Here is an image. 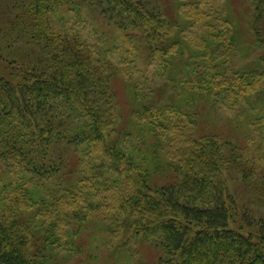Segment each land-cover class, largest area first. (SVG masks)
<instances>
[{"label": "trees", "instance_id": "1", "mask_svg": "<svg viewBox=\"0 0 264 264\" xmlns=\"http://www.w3.org/2000/svg\"><path fill=\"white\" fill-rule=\"evenodd\" d=\"M78 1H0V14L2 6L9 17L8 30L15 31L7 36L10 41L30 37L38 42L42 56L28 60L29 66L19 70L11 67L20 61L15 49L0 45V60L11 58L9 66L0 68V149H4L0 165L14 171L10 186L16 190L9 206L1 210L0 264H53L58 250H68V237L76 238L103 211L109 238L124 234L125 240L133 237L158 245L165 253L158 264H264L263 224L240 212L236 198L223 189L229 143L195 131L204 97L237 110L240 100L257 93L264 111V58L258 66L261 73L254 69L250 74L231 73L226 60L218 65L206 60L208 47L215 54L236 45L235 41L243 43L237 39L230 4L214 31L212 22L206 21L208 35L199 56L203 69L193 66L190 72L182 71L178 81L184 94L178 102L166 90L147 93L125 79L132 95L125 109L111 82L114 72L100 71L107 65L104 55L97 57L79 37L73 34L70 39L69 33L53 27L52 16L70 3L76 9ZM91 2L110 26L132 31L125 36L131 42L139 40L134 51L146 60L160 54L163 68L170 66L172 72V66L182 62L174 54L187 50L196 64L192 47L182 37L187 25H182L180 4L178 12L172 13L159 0ZM246 2L247 34L254 40L252 45L264 49V0ZM232 12L238 13L233 8ZM133 125L135 136L129 132ZM185 127L191 129L185 144L180 143L165 166L159 164L158 146L167 143L174 148L172 135ZM129 137H135L133 148ZM146 137L152 143L144 150ZM231 152L238 160L237 152ZM96 158L110 167L104 178L93 174L99 169L91 167ZM164 171L174 177L165 176L164 184L152 181L156 172ZM114 174L118 178L113 180ZM43 176L60 181L52 191L53 201L45 206L30 192L32 180ZM73 225L77 231H71Z\"/></svg>", "mask_w": 264, "mask_h": 264}, {"label": "rangeland", "instance_id": "2", "mask_svg": "<svg viewBox=\"0 0 264 264\" xmlns=\"http://www.w3.org/2000/svg\"><path fill=\"white\" fill-rule=\"evenodd\" d=\"M0 1L5 2L6 0ZM160 1L166 3L172 13L178 12L180 4L179 9L183 18H181V22L182 25L184 23L187 25L182 37L192 47L196 64H194L191 54L187 50H183V54L179 50L177 51L178 54H174L182 62H176L177 67L172 66V72L169 65V67L163 68L164 59L161 58L160 54L146 60L142 54L140 55L139 51H134L135 45L138 47L141 44L139 40L131 42L125 36L132 34V31H126V33L121 29L117 30L114 25L113 27L110 26V23L103 16H100L99 10L94 7L91 0H79L77 3L79 5L74 7L76 9H73L69 2L70 5L59 9L60 11L52 16L51 21L54 29L58 32L69 33L70 39L71 35L74 34L87 47H92L91 50L95 52L97 57L101 54L104 55L107 65L104 63L106 66L100 71L104 75L107 73L110 75L112 71L114 72L111 82L113 81L112 83L117 87L118 100L123 103L125 109H128V98L132 99V95L123 81L125 79L137 84L140 90L147 91V93L154 89L166 90L168 95L176 98V102H178L179 99L177 98H181L180 95L184 94L183 86H179L178 81L183 78L184 72H190L193 66H196L197 70L202 71L203 69V62L199 59V56L204 47L202 41L208 35L205 23L212 22L211 32L214 31L218 25V20L224 17L221 12L224 9L227 10L228 4L231 6L230 14L233 16L234 27H238L237 39H245L250 42L240 40L243 43L239 44L235 41L236 45H227L215 54L208 47L206 60H209V62L212 60L213 65H218L226 60V66H230L231 73L241 71L250 74L254 69L261 73L258 66L264 58V49L252 45L254 40L250 37V34H247L248 16L246 17L243 14L245 7L248 6L246 0H159V3ZM193 3H195L194 7L192 6ZM232 8L237 9L240 14L232 12ZM3 9L1 6L0 28H3V32L0 34V45L3 47L5 43L4 48L15 49L16 57L21 62L13 63L11 67L24 70L29 66L28 60L35 57L42 58L40 50H38V42L31 41L30 37L27 40L22 38L18 42L13 41L16 38L14 37L10 41L7 36H14L15 31L10 32V29L8 30L6 21L9 20V17L6 11L3 13ZM3 59L5 62L0 60V68L2 69H4L3 66H9L11 63L10 57L3 56ZM48 59L44 61H48ZM188 60H190V63H188ZM0 73L3 74L2 70H0ZM256 94L252 93L240 100L241 104L237 110L224 108L221 103H214L206 97L201 98L203 104L198 107H201V111L197 115L199 124L195 131H198L199 134L216 135L223 143H229L230 146L225 147L227 161L222 171L223 180L225 181L223 189L230 196L236 198L240 212H246L264 226V111L261 108L262 102L257 101ZM188 100L190 101V98ZM124 115L126 116L127 112ZM135 129L133 125L129 130L134 136L137 132ZM68 133L71 134V129L68 130ZM190 134L191 129L179 128L177 134H173L171 137V140L175 141V147L173 148L167 143L159 145L156 161L165 166L170 160V154L177 153ZM146 138L144 150H147L150 143H152L150 137ZM134 139L135 137L133 140L129 137V140L132 141L131 147L135 143ZM182 141L183 144L180 146ZM231 149L237 152L238 160L234 158ZM3 150L1 147L0 152H3ZM77 151L79 154L82 152L80 148ZM88 162L89 160L85 159L84 165H88ZM3 163L5 164V162ZM91 167L99 168L93 174L100 178H104L106 171L110 168L107 162L102 163L97 158ZM13 172L7 166L0 165V215H4L1 210L5 211L6 206H9L8 201L11 195L16 194L14 187L10 186V183L14 180ZM168 175L174 177L172 172H156V175L152 176V181L158 180L160 184L167 183L168 179L164 177ZM112 177L113 180L118 178L116 174ZM30 178V176L27 177V180ZM56 180H58V177L48 176L32 180L30 184L32 198L34 197L33 199L39 203H44V206L49 201H53L52 191L58 189L60 184V181ZM94 209H97V207ZM100 214L94 215L82 231H79L76 238L71 240V236L68 237L67 240L71 241L70 244L66 245L67 247L65 246L68 250H64V248L61 251L58 250V257L55 255L54 258L57 257V259L53 261V264H158L162 257V260H165L164 251L153 243L141 242L133 237L125 240L124 234L118 239L109 238L105 233L107 227V222L104 221L106 220V213L103 211ZM74 226L71 227V231ZM74 229L77 231V227Z\"/></svg>", "mask_w": 264, "mask_h": 264}]
</instances>
